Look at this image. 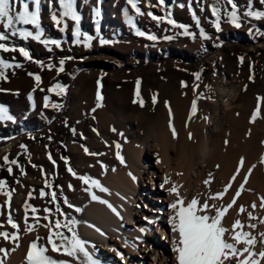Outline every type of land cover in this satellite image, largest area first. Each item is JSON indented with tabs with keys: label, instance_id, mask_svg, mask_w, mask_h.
I'll return each instance as SVG.
<instances>
[{
	"label": "rangeland",
	"instance_id": "rangeland-1",
	"mask_svg": "<svg viewBox=\"0 0 264 264\" xmlns=\"http://www.w3.org/2000/svg\"><path fill=\"white\" fill-rule=\"evenodd\" d=\"M234 3L241 17L240 28L227 22L226 13L232 10L227 0H164L163 5L159 4V0H138L142 13L151 11L160 17L171 13L177 25L187 26L188 32L194 34L184 35L181 27L166 21L157 23L146 14L138 15L127 0H87V3L76 0L82 33L81 42L76 43L73 35L75 22L66 20L68 27L60 31L51 20L53 12L58 15L61 11L59 0H41L42 39L60 41V47L52 44L45 46L31 38L22 39L19 35L12 37L9 33L7 45L24 47L31 56V59H25L18 51H0V59L20 65L4 69L6 79H0V105L7 107L9 114L15 118V122L0 121V180L6 182L3 191H0V231H17L8 224L10 214L19 225V239L16 241L19 246L16 249L23 245L29 248L30 243L36 240L34 235L41 227L43 197L40 193L44 191L43 181L47 180L44 170L50 165L53 166L50 188L52 193H56V200L53 201L55 212L59 204L67 217L80 223L83 204L76 205V198L69 195L66 182L73 179L84 183L78 179L81 176L99 180L113 165L120 163L116 158L117 143L121 145L123 156L128 145L143 142L153 129L168 128L169 120L175 127L177 116L182 114L187 117L192 113L194 100L197 105L195 117L210 114L215 118L209 131L214 143L221 144L224 159L228 156L224 143L227 121H238V133L249 127L252 131L264 133V19L243 16L248 0H234ZM213 6L221 12L219 32L213 24ZM16 7L19 8L18 3ZM32 7L30 3V9ZM93 8H99L98 18ZM125 9L127 17L132 18V25L128 23ZM253 10L264 11V5L259 0H253ZM17 27L34 31L30 25ZM201 29L207 39L200 36ZM137 31L145 35L139 36ZM0 32L7 30L0 25ZM85 35L93 37L87 47L84 44ZM149 35L156 39L149 40ZM100 39L109 43L101 44ZM61 59L65 60L62 72L58 71ZM49 64L53 67L49 68ZM196 73H199L198 78ZM36 75L40 77L39 83L35 80ZM57 84L66 91L60 95L56 94L58 89L48 91ZM97 92L102 98L99 101ZM29 93L33 96L32 101L28 99ZM45 96L49 98V104L57 103L62 107L45 108ZM133 100L137 103L134 104ZM140 100L144 102L142 107ZM258 104L260 112L256 121L251 122ZM175 129L180 140L181 131ZM261 140H253L251 147L257 149V143L262 149L264 140ZM8 145L10 149L3 151V147ZM5 156L9 161H17V164L10 165L11 174L7 170L9 165L4 163ZM62 157L67 158V164ZM92 166H96V171L86 175V169ZM69 168L75 176L68 171ZM250 168L249 176L252 178L257 164ZM243 182L235 184L229 192L235 195ZM84 186L94 193L95 187L85 183ZM8 191L12 192L10 201L3 194ZM212 192L214 190H208L207 194ZM65 197L73 208L64 203ZM78 198L85 203L91 200L85 190ZM26 204L30 205L27 224L34 228L30 232L25 231ZM32 208L37 209L35 214ZM76 208L81 211H75ZM37 218L38 224L35 223ZM79 223L75 225V230ZM13 247L12 242L0 237V248L9 251L7 257L0 253L4 264L10 260Z\"/></svg>",
	"mask_w": 264,
	"mask_h": 264
},
{
	"label": "bare ground",
	"instance_id": "bare-ground-1",
	"mask_svg": "<svg viewBox=\"0 0 264 264\" xmlns=\"http://www.w3.org/2000/svg\"><path fill=\"white\" fill-rule=\"evenodd\" d=\"M190 115L191 119H189ZM205 117L208 119H204ZM176 119L175 127L182 134L180 140L173 139L168 128L153 129L143 142L130 144L126 147L123 153L126 165L116 163L99 179L101 185L109 191L100 192L95 188L94 194L115 206L120 211L123 220L117 218L105 204L92 199L85 203L79 199L78 197L82 196L85 190L83 182L73 179L66 182V189L72 198H76V205L79 206L80 203L81 206L83 204V217L76 232L80 238L89 242L90 251L95 245L96 254L102 260V264H174L170 244V228L167 223L169 214L167 205L175 199V196L169 195L167 189L175 183L181 186L178 191L185 199V204L198 194L200 201L203 202L205 198L210 196L207 194L208 190H214L212 194L224 190L236 172V166L241 157L244 159L243 169L236 176V180L232 182L229 190L235 184L244 181V176L250 167L257 164L258 168L256 172L254 171L252 178L248 176L249 181L248 185L244 186L245 191L237 198L236 205L222 219V224L231 229L234 221L240 219L243 224L247 225V213L237 216V212L241 205L252 211L250 206L253 202L257 205L253 214L258 218H264V209L259 206L260 198L264 197V162H262L264 146L261 149V145L256 143L257 149H254V146L251 147L253 140H264V133L260 130L252 131L250 127L243 133H238L236 130L238 121H227L224 142L225 140L228 141V144L225 145L228 156L227 159H224L221 144L214 143L209 131L210 125L215 121L212 115L205 114L202 118H197L192 113L187 117L180 114ZM244 121L246 122V120ZM189 132L192 133V139H188ZM7 148L10 149V145L3 147V151H6ZM157 154H159L160 163L156 162ZM52 168L53 166L50 165L47 170H44V176L47 180H44L42 184L45 195L42 196L41 227L38 233L34 235L35 239L37 236L42 238L38 241L42 244H46L49 236L48 228L43 227V225L51 222L53 232H55L56 219H60L62 222L65 219V215L55 212L53 207L50 188ZM95 171L96 166L88 167L86 175ZM129 172L137 177L136 181L131 179L128 175ZM177 173H182V175H177ZM209 173H211V182L205 185L204 181L209 179ZM165 176L169 177L170 183L161 188L160 184L164 182ZM70 185L71 187H69ZM233 196L228 191L216 203L226 205L231 202ZM209 203L211 204L212 201L209 200ZM46 208L49 209V212L44 211ZM61 212L65 214V212ZM44 216H48V220H44ZM145 217L148 220H155L156 223L149 224ZM253 223H257V221H253ZM96 228H99L105 235H100L95 230ZM140 228L148 229V231L141 233ZM244 230L253 234L264 232V224L257 223L256 229L245 227ZM60 231L67 234L66 229L62 228ZM137 237H142L143 242L137 240ZM125 242L128 243L127 247ZM133 244L135 247L132 246ZM48 248V255L56 259L71 261L69 257L51 252V245H48ZM112 248L123 253L126 261H120L115 253L110 250ZM259 249L260 245L257 244L255 250L259 251ZM27 250V246L23 245L11 252L10 260L5 264H26ZM71 264H75V262L72 261ZM261 264H264V261Z\"/></svg>",
	"mask_w": 264,
	"mask_h": 264
},
{
	"label": "snow or ice",
	"instance_id": "snow-or-ice-1",
	"mask_svg": "<svg viewBox=\"0 0 264 264\" xmlns=\"http://www.w3.org/2000/svg\"><path fill=\"white\" fill-rule=\"evenodd\" d=\"M16 3L19 4V8L16 7ZM30 3L33 7L30 9ZM87 3V0H85ZM127 3L131 5L133 9H135L138 15H147L151 17L152 20L157 23H161L166 21L168 24L173 26H178L184 29V35H194L188 32L187 26L185 25H177L176 21L171 18V13H168L165 17H160L154 15L151 11L147 13H142L141 9L138 7V0H127ZM227 3L231 5L232 10L226 13L227 22L232 24L236 28H240L241 25V17L238 15L237 4L234 3V0H227ZM261 5H264V0H259ZM159 4L163 5L164 0H159ZM59 8L61 11L57 15V13L53 12L51 15V20L53 23L59 28L60 31H64L68 25L65 23L66 20L70 19L75 22L76 27L73 31V35L76 38L75 42L80 43V37L82 35L80 31V21L81 16L77 12L76 8V0H59ZM212 15L215 17L213 21L214 27L216 31H221V12L220 9L216 6H213ZM94 15L98 18L100 16L99 8H93ZM125 16L127 17V9H125ZM243 16L246 18H252L255 20L264 19V11L253 10V0H248L247 10L243 13ZM193 18L196 19L197 24H199V20L193 14ZM128 23L132 25V18L127 17ZM63 24V27H60ZM0 25H2L3 29L7 30V32H0V51L3 52H19L21 56L25 59H31L29 51L24 47H9L6 43L9 39V33L12 37L19 35L22 39L27 40L31 38L36 40L45 46L52 44L56 47H60V41L57 40H48L42 39L44 32L41 26V0H0ZM18 25H30L33 26L34 31H29L25 27H17ZM251 31V30H250ZM139 36H144L145 33L141 31L136 32ZM200 36L202 38L207 39V35L203 29L200 31ZM149 40H155L156 37L153 35H149L147 37ZM93 37L84 36V44L85 46H90L89 41H91ZM165 39H172V37H165ZM101 44L109 43V41L100 39ZM68 59H71L69 57ZM243 59V58H241ZM37 63H40L37 61ZM65 60L61 59L59 62L58 71L62 72L64 70ZM20 67L19 64L13 65L0 59V79H6L4 75V69ZM43 66V65H42ZM49 68H52L53 65L49 64ZM29 75H33L29 73ZM197 78L199 77V73L195 74ZM35 80L37 83L40 81V77L38 75L35 76ZM99 83V82H98ZM137 85L139 86V81H137ZM57 91V95L64 93L65 88L57 84L54 88L48 89L49 92ZM43 91V89H41ZM2 91V90H0ZM35 91V89H33ZM137 96H139V92H137ZM28 99L30 101L33 100V96L29 93ZM101 96L99 92H97V100H101ZM259 99V98H258ZM156 98L153 97V103L155 104ZM133 103H137V100H133ZM141 107L143 106V100L139 101ZM167 103V102H166ZM100 106L99 104L97 105ZM44 107H52L54 109H59L62 105L53 103L49 104V98L47 96L44 97ZM197 111L196 101L194 100L192 103V114H195ZM260 112V106L257 105L256 110L252 113L251 122H255L258 114ZM169 116H171V110H169ZM191 119V115L189 117ZM204 119H208L205 117ZM0 121H12L15 122L14 116L9 114V110L4 105H0ZM168 128L171 131V135L173 139L178 138V133L175 127L173 126L171 120L168 122ZM115 131V129H113ZM73 133L75 134V129H73ZM122 135V134H121ZM188 139H192V133H188ZM225 145L228 144V141L225 140ZM23 147V146H22ZM139 147V146H138ZM117 153L116 158L120 161L121 164L126 165V161L124 157L120 153L121 145L116 144ZM85 152H88V149H84ZM92 155H96L95 153H91ZM4 163L9 165L8 172L12 173V167L10 165L17 164L16 160L9 161L8 157L5 156ZM51 159V157H49ZM65 163L67 164V158H63ZM157 163H160L159 154H157ZM262 162H264V157H262ZM55 163V161H53ZM244 164V159L241 157L239 164L236 168V172L231 177L229 183L224 187L222 192H217L205 198L203 202L199 199V194L197 196L192 197L185 204V199L181 196L178 188L181 187L175 183L172 184L171 187L167 189L169 195H174L175 199H173L168 205L167 209L169 210V214L167 217V223L170 228V244H171V252L174 258V264H261L264 261V232H258L253 234L252 232L245 231V227H249L251 229L257 228V223L264 224V218H258L253 213L257 208L255 202L251 204L252 211H249L248 208L241 205L237 212V216L247 213L248 216V224L245 225L241 222L240 219H236L231 226V229H228L223 226L222 219L226 216L228 211L236 205L237 198L241 195V191L244 189L245 183L248 180V176L250 175L252 169H248V173L244 176V182L239 185V188L236 190L235 195L232 197L231 202L228 204H217V200H221L226 193H228L229 188L233 181L236 180V176L240 173L241 167ZM35 167V165H33ZM219 167V165H217ZM69 172L75 176L76 174L72 171L71 168L68 169ZM23 173V169H21ZM133 181H136L137 177L133 175L131 172L128 174ZM177 175H182V173H177ZM84 181L85 184H90L92 187L97 188L100 192H108L109 190L102 186L100 181L97 179H92L88 176L78 177ZM211 182V173H209V179L204 181L205 185L210 184ZM5 181L0 180V191H3L5 186ZM169 177L165 176L164 182L160 184L161 188H164L165 184H169ZM71 187V185L69 186ZM85 191L89 192L91 199L93 201H98L101 204H105L109 210L117 216L120 220H123V217L120 214V211L113 206L107 200L102 199L98 195L94 194L90 191V189H85ZM4 195L8 197V200H11L12 192H3ZM41 196L45 195V192L41 190ZM29 197H31V193H29ZM53 201L56 200V193H52ZM209 200L212 203H209ZM260 208L264 209V197L260 198ZM64 203L67 204L69 208H73L74 206L70 204L67 198H64ZM30 205H25V224L26 232L34 231L32 226L27 224V210ZM45 212H49V209H44ZM75 211L80 212V208H76ZM32 212L35 214L37 212L36 208H32ZM56 212L60 215H65V219L62 222L60 219H56L55 221V229L53 232V228L51 222L47 225H43V227L48 228L49 236L47 238L46 244L38 243L42 238L37 236L36 240H33L30 243V246L27 250L26 254V264H71L72 261L75 264H102V260L97 256L95 245L92 246V250H89L88 244L89 242L80 238L75 230V225L79 223L75 218H69L66 214L61 212L59 204L56 205ZM44 220H48V216L43 217ZM148 220L147 217H145ZM253 221H257V223H253ZM35 223H39V218L36 219ZM149 224L156 223L155 220H148ZM8 224L11 225L13 229H16V232L9 233L7 231H0V237H2L5 241H10L14 244V247L11 251H15L19 246L16 241L19 239V225L12 220L11 215L8 216ZM2 227V225H0ZM94 227V226H93ZM66 229L67 233L64 231H60V229ZM100 235H105L99 228L95 229ZM139 231L144 233L148 231V229L140 228ZM166 239L168 237H165ZM141 243L143 242L142 237H137ZM58 241V242H57ZM260 245L259 251H256V245ZM48 245H51V252L59 253L62 256H66L71 258V261L66 259H56L51 255H48L49 248ZM125 246H128V243L125 242ZM135 247V244L132 245ZM115 253V256L119 258L120 261H126V257L123 253L118 251L116 248L110 249ZM0 253L3 254V257H7L9 255V251L5 248H0ZM0 264H4L3 258H0Z\"/></svg>",
	"mask_w": 264,
	"mask_h": 264
}]
</instances>
